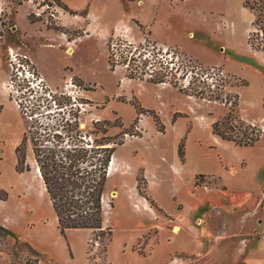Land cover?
Masks as SVG:
<instances>
[{
	"label": "rangeland",
	"instance_id": "374dc122",
	"mask_svg": "<svg viewBox=\"0 0 264 264\" xmlns=\"http://www.w3.org/2000/svg\"><path fill=\"white\" fill-rule=\"evenodd\" d=\"M52 1L59 6L56 0ZM60 1L68 10L59 6L62 10L58 13L50 6L41 14L45 3L39 0H6L0 9L1 71H10L9 48L28 55L56 101L44 102L35 120H28L20 112L27 129V162L32 167L29 172H18L12 155L5 151L3 155L0 149V227L15 234L7 236L0 230V264H244L243 240L254 244L264 234L260 229L264 222V196L254 194L244 199L237 193L251 186L250 176L228 174L216 159L201 160L197 156L199 173L222 177L228 190L222 191L213 184L196 187V176L194 191H201L194 197L189 192L192 185L188 173L183 171L176 178L168 170L176 154L172 138L148 137L145 143L151 145L156 157L164 156L165 162L158 157L156 182L151 190L143 169L137 171L136 181L125 179L132 172L131 167L117 166L116 162L105 197V226L114 231L106 246L86 229L61 233L52 203L35 170L31 137L38 138L44 127L57 128V133L63 135L79 132L88 136L84 140L89 143H93L90 138L117 148L119 143H128L120 149L126 157L134 146L129 142L142 138L144 131L143 117L131 106H139L136 94L142 101L154 100L160 94L152 87L122 85L123 76L131 75L134 83H141L161 74L157 65L147 66L143 61L148 56L147 50L141 48L143 43L176 51L181 55V67L190 60L204 67H220L228 75L221 99L197 95L193 83L187 88L189 73L185 69L176 74V79L165 78L164 84L174 87L171 83H177L174 88L186 90L189 95H184L191 97L192 106L197 108L195 113L208 118L202 123L204 137L211 119L225 116L230 109L238 118L256 123L264 134V52L249 45V35L256 31L255 15L245 10V0ZM119 24L126 25L133 40L115 35ZM115 38L132 41L138 47L133 53L137 57L142 54L139 71L135 70L136 65L127 69L110 64L108 57ZM69 48L73 49L72 54L67 52ZM155 68L156 76H145ZM71 77L81 87L82 101L90 104L91 109L85 113L61 94ZM242 82L247 85L242 86ZM236 95L238 106L233 107L231 102ZM164 97L167 106L185 104L176 94L166 92ZM127 98L131 105L126 103ZM106 107L105 115L109 116L105 118L102 113ZM147 124L145 131L150 132L153 126L151 122ZM261 144L264 147V135ZM140 146L145 148L142 143ZM144 152L148 155V150ZM241 154L240 150L229 148L221 151L218 158L222 163L226 159L231 164L226 165L227 170L234 172ZM248 159L241 166L247 164L255 171L257 165L253 168ZM260 170L259 175L264 176V168ZM134 182L145 192L146 198L138 194L148 201L151 211L144 212L131 195ZM217 182L214 179V184ZM186 208L190 211H186L181 225L176 211ZM183 246L186 249L180 248Z\"/></svg>",
	"mask_w": 264,
	"mask_h": 264
},
{
	"label": "trees",
	"instance_id": "16d2710c",
	"mask_svg": "<svg viewBox=\"0 0 264 264\" xmlns=\"http://www.w3.org/2000/svg\"><path fill=\"white\" fill-rule=\"evenodd\" d=\"M59 6L68 10L67 6L56 0ZM244 7L255 15L253 26L255 32L249 35V45L257 52H264V0H245ZM142 54H140L141 56ZM198 63V62H196ZM146 65L148 62L146 61ZM164 73L160 74L150 83H167V76L176 78L174 69L163 62L161 64ZM134 79L133 76H129ZM177 87V83H171ZM247 85L242 82V86ZM197 95L204 96L205 90L198 91ZM183 94L189 95L186 90L179 88ZM222 93H218V97ZM229 101V99H227ZM233 107L238 106V95L235 96ZM138 115L144 114V110L135 106ZM154 117L158 131L163 132L164 127L159 116L153 111H146ZM146 114V113H145ZM211 115V114H210ZM57 128L44 127L38 138L31 137L33 143V157L38 174L44 184L46 193L55 211L58 227L62 234L67 230L86 229L92 232L95 240L101 244L109 245L113 238V228L105 226V195L107 192L108 175L116 146L99 143L96 140H87V135L79 132L75 135L57 133ZM213 133L221 139L235 143L243 148L254 147L263 136V130L255 125L247 124L238 118L233 109L213 123ZM67 138H69L67 140ZM27 137L16 149L17 164L16 170L20 173L29 172L32 167L27 162ZM85 139V140H84ZM67 142V143H66ZM109 143V142H108ZM118 145H123L119 143ZM179 157L185 160V143L179 146ZM213 178L212 181H205V178ZM214 179L218 180L214 184ZM196 187L204 185H215L216 188L227 190L221 177L215 175H197ZM139 194L146 198L141 187H137ZM153 204V202H151ZM4 235L15 237V234L0 227Z\"/></svg>",
	"mask_w": 264,
	"mask_h": 264
},
{
	"label": "crops",
	"instance_id": "0c3cea01",
	"mask_svg": "<svg viewBox=\"0 0 264 264\" xmlns=\"http://www.w3.org/2000/svg\"><path fill=\"white\" fill-rule=\"evenodd\" d=\"M5 3L6 0H0V9L3 7ZM117 26L118 27L117 28L115 27L114 30L115 35L120 34L123 38L127 40L134 39L131 36V31L125 30L127 28L126 25L119 24ZM69 49H67V52ZM104 57L106 59L107 56L104 55ZM1 68L3 69L2 61L0 59V149L3 155H4V151L6 153L11 154L12 161H14V163H17L16 149L18 146L21 145L23 139L25 138L27 129L22 114L20 113L17 105L14 103V101H12L10 97V90L8 88L9 70L6 67L7 69L4 68L6 69L5 72L3 70L1 71ZM121 79L123 86L126 84L128 85L136 84L139 87H147V88L152 87L154 88L153 90L154 92L158 91L160 93L159 96L157 97L154 96L155 97L154 100L142 101V99L139 98V94L138 93L136 94L135 89L132 90V92H135L138 98L139 107L144 110V114H143L144 117L141 119V126L144 131H142L143 132L142 138L129 142V143H133L134 146L126 157L120 154V149L125 147V145H127L128 143L118 146V148L116 149L113 155L112 161L115 160L116 162L118 161L117 166L127 164L129 167H131L132 172L129 173L125 179H127V177L135 178L137 171L139 169H143L144 178L148 182V189L151 190V186L153 185L154 182H156V178L154 177V175L156 174V169L159 160L161 159L162 162H165L164 161L165 158L162 155L158 156L160 157V159L156 157L155 152L151 151L152 148L151 145L147 142L145 143V141H147L148 137H151V139L152 138L158 139V138H166L167 136H170L172 138V147L174 148L176 154L173 161L169 164L168 170L176 178H180V174L183 171H186L188 173V175L191 178V185H192L190 186L189 192L192 196L197 197L198 193L201 191L199 190V188L196 191H194L195 177L200 174L207 175L204 173H199L200 167L196 159L197 156L201 160H206L211 158L216 159V161L220 165V168L223 169V171L227 172L228 174L238 173V175L241 176L242 175H247L248 177L250 176L251 186L237 191L239 195H243L244 199L252 197L254 196V194H258L260 198L264 196V176L259 175L261 172L260 169L264 168V147L261 144V140L263 136L258 144H256L254 147H249V148H243L237 146L233 142L225 141L213 133V123L216 120L222 118L220 116V118L213 117V119H211L208 125L206 124L207 127L205 132L207 133V136L204 137L202 135L204 130L202 129V123H205L204 120H207L208 118H206L205 115L200 117L195 113L197 108L192 106V103L190 101L191 100L190 96L184 95L176 88L168 84H154L148 81L141 83H134L131 79L126 78L125 76H123ZM166 92L176 94L177 96H179V99L185 104L178 103L174 105L170 104L169 106H167V104H165L166 102L165 103L163 102L165 99L164 93ZM129 99L130 98H127L126 103H130ZM131 106L134 107L133 109L136 110L138 114L136 107L134 105ZM106 110L107 107L105 108V111L102 113L103 114L102 116L105 118L109 116V115L107 116L105 115ZM146 111H153L159 116L162 125L164 127L163 132L158 131L154 117L148 114ZM246 121L252 125L256 124L249 120ZM147 122H151V126H153V129L151 128L150 132L148 130L145 131ZM182 142L185 143L184 161L180 159L178 153L179 146ZM141 143L145 146L143 150L142 147L140 146ZM229 148L238 149L242 152V154L238 157L236 161V169H234V165L232 164L234 172L227 170L226 165L229 166L231 164H228L226 159L223 160L224 163L223 164L218 158V155L221 154V151H224L225 149H229ZM137 149H141V151ZM145 150H148L147 152L148 155L144 152ZM247 158H249L248 161L249 160L252 161L253 168L254 166L257 165L255 171H253V169H249V166L247 167V164L244 167L241 166L243 160L247 162ZM237 162L240 163V166L238 165L239 163ZM110 176L111 175L109 169L108 181L110 179ZM136 185L137 182H134V185L132 186L133 192L131 195L135 196L136 200L138 201L144 212H147V210L151 211L152 209L150 208L148 201L142 198L138 194ZM107 191H108V185H107ZM179 197L181 198V196ZM186 211H190V210L186 208L185 210L180 212L176 211V216L178 217L179 220H181V222L179 221L181 225L182 223L184 224L185 222V216L187 214ZM260 225H261L260 229L264 232V222L260 223ZM197 240L200 241L201 238L198 236ZM243 242H244L243 243L244 247H242L241 249V259L244 258V264H264V242L261 240L259 241L256 240V243L250 244L251 242H249L246 239H244ZM186 247L187 246H183L180 248L186 249Z\"/></svg>",
	"mask_w": 264,
	"mask_h": 264
},
{
	"label": "built area",
	"instance_id": "2783aa9c",
	"mask_svg": "<svg viewBox=\"0 0 264 264\" xmlns=\"http://www.w3.org/2000/svg\"><path fill=\"white\" fill-rule=\"evenodd\" d=\"M39 1L45 3L42 7L43 10L41 11V14H43L45 10H49L50 6L55 8V10L57 9L58 13L62 10L52 0ZM41 14L38 13L39 17ZM58 18L57 15V19ZM141 48L147 50L148 54V56L145 55L143 61L148 62L147 66L150 65L151 67H154V65H157L160 68L161 74L164 73L161 64L165 62L170 65L171 69H174L175 75L180 71H188L187 84L185 85L187 88H190V85L194 84L195 88L198 87V91L205 90V95H209L215 99H221L225 94V84L227 83L228 75L220 67H204L199 63L187 59L183 67H181V64L183 63L181 61V55L168 47H157L153 44L149 45L143 43V47ZM133 51H138V47L134 46L132 41H121L119 38L113 39L109 56L110 64H112L114 68L124 67L127 69H129L131 65H136L135 70L139 71L138 65L142 63L143 57L141 58L140 55L137 57ZM7 62L10 69L8 82L10 97L13 98L12 101H14L19 111L22 112L28 120H35L38 117V112L42 108L44 102L52 101L56 103L54 99L55 95L53 91L46 86L45 79L37 73L33 62L28 55L22 54L14 48H9ZM154 70L157 69H150L151 73H147L145 76L150 78L154 75L156 76L157 73ZM80 88L81 87L74 82L73 77H71L61 94L69 99L73 107L79 111L81 110V113H85L88 109H91V107L89 103L82 101L83 96ZM218 93H222L220 98H216L218 97ZM140 116L141 118L144 117L143 114ZM137 129L141 131L140 128ZM261 237V241L264 242V234H262Z\"/></svg>",
	"mask_w": 264,
	"mask_h": 264
},
{
	"label": "bare ground",
	"instance_id": "6f19581e",
	"mask_svg": "<svg viewBox=\"0 0 264 264\" xmlns=\"http://www.w3.org/2000/svg\"><path fill=\"white\" fill-rule=\"evenodd\" d=\"M72 48H70L69 50H68V53L69 54H72ZM115 165H116V160L115 161H112V163H111V167H110V175H112L113 173H114V171H115ZM38 172V171H37Z\"/></svg>",
	"mask_w": 264,
	"mask_h": 264
},
{
	"label": "water",
	"instance_id": "95a60500",
	"mask_svg": "<svg viewBox=\"0 0 264 264\" xmlns=\"http://www.w3.org/2000/svg\"><path fill=\"white\" fill-rule=\"evenodd\" d=\"M37 171V170H36Z\"/></svg>",
	"mask_w": 264,
	"mask_h": 264
}]
</instances>
